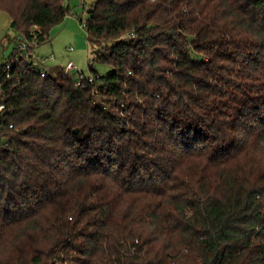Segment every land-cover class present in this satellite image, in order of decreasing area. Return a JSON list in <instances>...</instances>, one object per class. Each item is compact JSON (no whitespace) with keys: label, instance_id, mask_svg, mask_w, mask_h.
<instances>
[{"label":"trees","instance_id":"trees-1","mask_svg":"<svg viewBox=\"0 0 264 264\" xmlns=\"http://www.w3.org/2000/svg\"><path fill=\"white\" fill-rule=\"evenodd\" d=\"M65 1L0 11L38 48ZM85 29L94 84L1 80L0 264H264V0H98Z\"/></svg>","mask_w":264,"mask_h":264},{"label":"rangeland","instance_id":"rangeland-1","mask_svg":"<svg viewBox=\"0 0 264 264\" xmlns=\"http://www.w3.org/2000/svg\"><path fill=\"white\" fill-rule=\"evenodd\" d=\"M98 0H66L65 4L70 6L71 16L60 26L51 31V39L41 44L34 50L37 61L44 62V66L66 67L73 62L76 69L86 76L93 75L90 65L100 77L106 76L112 71L108 64L95 62L94 53L99 45L92 43L87 36L85 23L90 18V11ZM19 33L11 27V18L5 12L0 11V66L4 59L9 58L15 48V40ZM74 49L71 51V49ZM52 57H55L53 60ZM73 74H77L76 71Z\"/></svg>","mask_w":264,"mask_h":264},{"label":"built area","instance_id":"built-area-1","mask_svg":"<svg viewBox=\"0 0 264 264\" xmlns=\"http://www.w3.org/2000/svg\"><path fill=\"white\" fill-rule=\"evenodd\" d=\"M83 1V0H81ZM38 42L36 40L30 42L24 37H19L15 46V50L11 54L9 58L3 60L2 65L0 66V83L1 80H8L12 77V72L22 60L31 61V70L40 73L42 76L45 75L44 70V62L37 61L35 55L30 53V49L33 47H37ZM74 49L72 48L71 51ZM52 60L54 57L51 58ZM66 72H74L76 71L78 86H82L85 83L88 85H92L95 83L94 76H86L84 73L80 72L76 69V66L73 62H69L65 67ZM3 90L0 85V116H2L6 112V105L4 103L3 98Z\"/></svg>","mask_w":264,"mask_h":264},{"label":"crops","instance_id":"crops-1","mask_svg":"<svg viewBox=\"0 0 264 264\" xmlns=\"http://www.w3.org/2000/svg\"><path fill=\"white\" fill-rule=\"evenodd\" d=\"M55 58V57H54Z\"/></svg>","mask_w":264,"mask_h":264}]
</instances>
